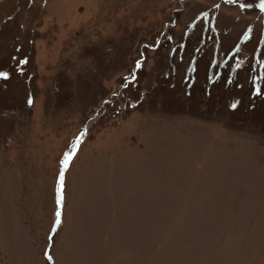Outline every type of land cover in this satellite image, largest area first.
<instances>
[{
    "label": "rangeland",
    "instance_id": "obj_1",
    "mask_svg": "<svg viewBox=\"0 0 264 264\" xmlns=\"http://www.w3.org/2000/svg\"><path fill=\"white\" fill-rule=\"evenodd\" d=\"M262 36L219 0H0V264H264Z\"/></svg>",
    "mask_w": 264,
    "mask_h": 264
},
{
    "label": "flooded vegetation",
    "instance_id": "obj_2",
    "mask_svg": "<svg viewBox=\"0 0 264 264\" xmlns=\"http://www.w3.org/2000/svg\"><path fill=\"white\" fill-rule=\"evenodd\" d=\"M221 3H224L226 7L236 8L239 12L246 13H258L264 15V0H219ZM213 9H221V4H216L213 6ZM251 27V25H249ZM248 30V25L243 33L246 34ZM250 32V31H249ZM259 40H264V36H262ZM254 58L259 59L264 63V56H260L258 52L254 54ZM261 76V75H260ZM258 86H256V89ZM260 88V87H259Z\"/></svg>",
    "mask_w": 264,
    "mask_h": 264
},
{
    "label": "snow or ice",
    "instance_id": "obj_3",
    "mask_svg": "<svg viewBox=\"0 0 264 264\" xmlns=\"http://www.w3.org/2000/svg\"><path fill=\"white\" fill-rule=\"evenodd\" d=\"M140 67H141V65H140V63L138 62V63H137V68H140ZM4 76H5V78H7V75H6V74H4ZM262 91H264V90H262ZM232 107L235 108L236 105L233 104ZM74 154H75V152L72 153V155H74ZM70 160H71V155H69V156L67 157V159L65 160V163H64L65 168H67L68 163H69ZM62 193H63V182H62V179H61V197H60V202H62V200H63V195H62ZM56 215H57L56 224L59 225V224H60V219H59V217H60V213L58 212Z\"/></svg>",
    "mask_w": 264,
    "mask_h": 264
}]
</instances>
